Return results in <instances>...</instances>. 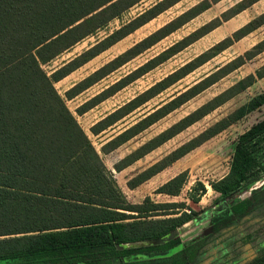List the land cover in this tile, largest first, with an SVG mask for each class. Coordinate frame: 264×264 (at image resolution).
<instances>
[{
    "label": "trees",
    "instance_id": "trees-1",
    "mask_svg": "<svg viewBox=\"0 0 264 264\" xmlns=\"http://www.w3.org/2000/svg\"><path fill=\"white\" fill-rule=\"evenodd\" d=\"M142 1L144 0H0V262L41 264L49 261L64 264L97 249L114 250L118 256L167 252L171 250L174 241L158 245L149 243L169 236L198 215V212L188 209L185 204H155L149 198L140 205L130 204L54 86L181 0L158 2L82 54L62 63L50 74L42 68ZM249 1V5L240 3L237 13L258 0ZM205 2L208 1L191 8L75 84L66 92V98L75 99L177 31L209 7V3ZM263 25L264 13L236 31L232 37L216 44L105 116L91 127L90 132L99 136L113 128L234 42ZM214 28L216 26L207 24L185 37L86 101L77 108L76 113L79 116L86 114ZM253 49L256 55L262 53L264 40ZM251 54L252 52L247 53V59L256 56H249ZM244 63L245 57H238L156 107L112 137L102 147V152L109 154L135 139ZM257 74L259 78L264 77V66ZM255 83L256 77L253 75L239 81L132 151L117 163L115 169L121 172L128 168ZM262 107L264 92L256 94L229 117L136 174L128 181V188H137ZM263 175L264 118L238 136L233 144L228 175L210 183V187L219 194V201H226ZM187 182L188 175L181 173L159 187L156 194L179 196ZM207 192L206 185L197 182L188 198L199 204ZM251 205V201H243L233 207V212L245 214ZM180 209H188L189 213H176ZM159 216L165 218L153 219ZM133 243L145 245L125 249L120 253L115 251L117 246ZM203 246L204 241H200L191 247L188 261H182L176 255L169 260V264L194 263ZM244 264H264V249Z\"/></svg>",
    "mask_w": 264,
    "mask_h": 264
},
{
    "label": "rangeland",
    "instance_id": "rangeland-1",
    "mask_svg": "<svg viewBox=\"0 0 264 264\" xmlns=\"http://www.w3.org/2000/svg\"><path fill=\"white\" fill-rule=\"evenodd\" d=\"M160 1L162 0L142 1L125 12L119 19L111 21L95 35L84 39L72 50L62 54L42 68L50 74L62 63L82 54L99 40L104 39L115 30H118L122 25L136 18L139 14ZM204 1H208L205 3H209V7L177 31L154 45L152 48L136 56L75 99L68 100L66 98V92L75 84ZM240 3L249 5L250 1L181 0L54 85L58 94L63 98L66 106L88 135L103 163L113 174L119 189L130 204L140 205L149 198L150 201L155 204H185L188 209L198 212V215L193 221L185 224L164 239L149 243L158 245L168 241H174L171 250L167 252L154 251L152 253H133V255H124L121 257L115 254L114 250L97 249L86 255L77 256L74 260H71V262L64 264H107L109 262L113 264H146V262H148V264H169V260L176 255H179L182 261H188L189 253L191 252L190 248L200 241H204V246L199 250L194 263L187 262V264H244L264 249V175L258 181L241 190L226 201H219V194L214 192L210 187V183L221 180L228 175L234 142L239 135L264 118V107L246 116L238 123L232 124L229 128L195 148L137 188L129 189L127 186L128 181L136 174L159 162L171 152L196 138L217 122L229 117L256 94L264 92V77L259 78L257 74L264 66V51L256 55L253 49L264 40V25L241 40L234 42L232 46L217 54L213 59L196 69L186 78L121 120L113 128L99 136H94L90 132L91 127L105 116L114 112L137 95L146 91L197 56L208 51L216 44L228 37H232L236 31L264 13V0H258L245 10L237 13ZM207 24H212V27L216 26V28L86 114L79 116L76 113L77 108L86 101L114 85L119 80L145 65L148 61L160 55L166 49ZM249 52H252L249 56H256H253L250 60L247 59L246 56ZM238 57H245V63L242 66L221 78L217 83L154 124L135 139L109 154H104L102 152V147L112 137L123 132L127 127L150 113L156 107L168 102L187 88H190L207 76L220 70ZM252 75L256 77V83L248 87L245 92L237 94L200 121L194 123L128 168L121 172L115 169L120 160L142 144L170 128L187 115L210 102L216 96L236 85L239 81ZM181 173H186L188 175V182L179 196L169 197L156 194V190L159 187ZM197 182L204 183L208 189L207 194L202 198L199 204L193 203L188 198L190 190ZM243 201H251L252 205L245 214H234L233 207ZM188 209H180L177 210L176 213H180L181 211L189 213ZM162 218L165 217L159 216L153 219ZM124 247L126 246H118L115 248V251H120ZM18 263V261L0 262V264ZM41 264L54 263L45 261Z\"/></svg>",
    "mask_w": 264,
    "mask_h": 264
},
{
    "label": "crops",
    "instance_id": "crops-1",
    "mask_svg": "<svg viewBox=\"0 0 264 264\" xmlns=\"http://www.w3.org/2000/svg\"><path fill=\"white\" fill-rule=\"evenodd\" d=\"M172 234V233H171ZM164 239V238H163ZM162 240V239H161ZM158 241H160V240H158ZM143 245H145V244H141V243H137V245H136V243H133V244H126L125 246L126 247H124L123 249H121L120 251H117V252H122V251H124L125 249H129V248H135L136 246H143ZM122 246H124V245H122ZM118 247V246H117ZM116 247V248H117ZM122 255H124V254H122ZM126 255V254H125ZM128 255H133V253L132 254H128Z\"/></svg>",
    "mask_w": 264,
    "mask_h": 264
},
{
    "label": "flooded vegetation",
    "instance_id": "flooded-vegetation-1",
    "mask_svg": "<svg viewBox=\"0 0 264 264\" xmlns=\"http://www.w3.org/2000/svg\"><path fill=\"white\" fill-rule=\"evenodd\" d=\"M249 208H250V206H249ZM235 214V213H234ZM236 215H243V214H236ZM163 252H165V251H163ZM122 257V256H121ZM251 260V259H250Z\"/></svg>",
    "mask_w": 264,
    "mask_h": 264
}]
</instances>
